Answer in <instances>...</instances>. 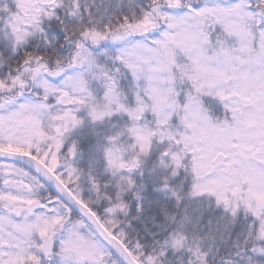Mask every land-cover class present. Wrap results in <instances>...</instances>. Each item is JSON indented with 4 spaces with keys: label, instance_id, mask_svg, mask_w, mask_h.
<instances>
[{
    "label": "snow or ice",
    "instance_id": "obj_1",
    "mask_svg": "<svg viewBox=\"0 0 264 264\" xmlns=\"http://www.w3.org/2000/svg\"><path fill=\"white\" fill-rule=\"evenodd\" d=\"M0 264H264V0H0Z\"/></svg>",
    "mask_w": 264,
    "mask_h": 264
}]
</instances>
